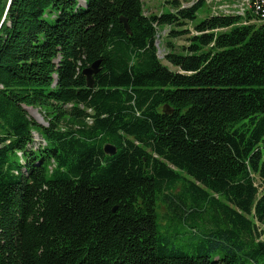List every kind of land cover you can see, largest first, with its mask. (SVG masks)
Wrapping results in <instances>:
<instances>
[{
    "label": "trees",
    "instance_id": "1",
    "mask_svg": "<svg viewBox=\"0 0 264 264\" xmlns=\"http://www.w3.org/2000/svg\"><path fill=\"white\" fill-rule=\"evenodd\" d=\"M168 4L0 0V264H264V8Z\"/></svg>",
    "mask_w": 264,
    "mask_h": 264
},
{
    "label": "rangeland",
    "instance_id": "2",
    "mask_svg": "<svg viewBox=\"0 0 264 264\" xmlns=\"http://www.w3.org/2000/svg\"><path fill=\"white\" fill-rule=\"evenodd\" d=\"M168 1H172V0H143L145 13L147 15H155V14H160L161 12H165V11L171 12L172 9H171V6L168 4ZM179 1H182L183 4L185 5H189L192 2V0H179ZM205 1H206V6L204 10L201 11L200 13V16H199L200 20H203V18H205L206 16L210 14H214L215 12H222L223 9H226L227 11H230V12L234 11L233 14H237L236 12H240V13L246 12V10H243L245 9V6H243L245 4V0H205ZM83 3L84 2L81 1V4ZM237 15H241V14H237ZM193 26L194 24H190L191 31H193ZM169 31H170L169 27L163 29L162 32L160 31L161 40H160V43H158V46H159V52H160L159 55L162 60L164 59V55L166 53L163 48V43L165 40H166L165 42L171 41L179 48L188 44L187 39L189 35H185L180 38L170 39L168 37ZM162 40H163V43H162ZM163 63L167 65V63L164 60H163ZM26 109L28 111L29 117L32 120L44 126L47 125L45 118H44L45 114L40 110V108L27 107ZM34 139L35 141H38L37 145L43 144V140L37 132L34 133ZM160 214L161 216L166 215V209L162 208Z\"/></svg>",
    "mask_w": 264,
    "mask_h": 264
},
{
    "label": "water",
    "instance_id": "3",
    "mask_svg": "<svg viewBox=\"0 0 264 264\" xmlns=\"http://www.w3.org/2000/svg\"><path fill=\"white\" fill-rule=\"evenodd\" d=\"M122 22L125 24L126 29L129 31L127 21L125 19H122ZM99 66L100 62H96L90 68L84 70V74L87 77V83L90 88L94 86V76L99 73ZM169 112H171V110H169ZM105 150L109 154H114L116 151L115 148L110 145L106 146Z\"/></svg>",
    "mask_w": 264,
    "mask_h": 264
},
{
    "label": "built area",
    "instance_id": "4",
    "mask_svg": "<svg viewBox=\"0 0 264 264\" xmlns=\"http://www.w3.org/2000/svg\"><path fill=\"white\" fill-rule=\"evenodd\" d=\"M243 6H245V9L243 10H246V12H242V13L236 12L237 14L244 15L249 11H252L253 13L254 12L259 13L258 11L261 10V6L264 8V0H245V4ZM219 13L222 12H215L214 14H219ZM230 14H233V11L230 12Z\"/></svg>",
    "mask_w": 264,
    "mask_h": 264
},
{
    "label": "bare ground",
    "instance_id": "5",
    "mask_svg": "<svg viewBox=\"0 0 264 264\" xmlns=\"http://www.w3.org/2000/svg\"><path fill=\"white\" fill-rule=\"evenodd\" d=\"M233 12H234V11H233ZM222 13L228 15V14H230V11H227L226 9H223V10H222Z\"/></svg>",
    "mask_w": 264,
    "mask_h": 264
}]
</instances>
